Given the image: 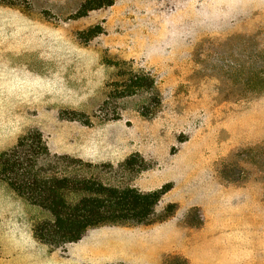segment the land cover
Wrapping results in <instances>:
<instances>
[{
    "label": "rangeland",
    "instance_id": "1",
    "mask_svg": "<svg viewBox=\"0 0 264 264\" xmlns=\"http://www.w3.org/2000/svg\"><path fill=\"white\" fill-rule=\"evenodd\" d=\"M101 1L0 0V156L38 134L49 176L165 191L150 264H264V0ZM52 220L0 180V264H73Z\"/></svg>",
    "mask_w": 264,
    "mask_h": 264
},
{
    "label": "trees",
    "instance_id": "2",
    "mask_svg": "<svg viewBox=\"0 0 264 264\" xmlns=\"http://www.w3.org/2000/svg\"><path fill=\"white\" fill-rule=\"evenodd\" d=\"M87 11L110 6L94 0ZM262 81V80H260ZM149 77L136 78L124 87L126 96L139 89L153 88ZM41 135H28L15 148L0 156V180L31 205L48 211L53 220L34 228L37 241L61 246L79 241L88 229L102 226L151 224L165 191L141 192L135 188L111 187L93 178L49 176L37 170L39 160L49 157ZM77 197L73 201L72 198ZM166 210L164 221L171 217Z\"/></svg>",
    "mask_w": 264,
    "mask_h": 264
},
{
    "label": "crops",
    "instance_id": "3",
    "mask_svg": "<svg viewBox=\"0 0 264 264\" xmlns=\"http://www.w3.org/2000/svg\"><path fill=\"white\" fill-rule=\"evenodd\" d=\"M176 221L173 218L159 226H102L88 229L79 241L64 248L65 262L72 258L73 264H150L151 258L139 250V245L153 243L155 240L149 234H153L154 229L162 231L166 225L175 227Z\"/></svg>",
    "mask_w": 264,
    "mask_h": 264
}]
</instances>
